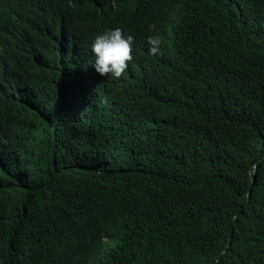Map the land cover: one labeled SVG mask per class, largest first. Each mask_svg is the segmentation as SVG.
Returning a JSON list of instances; mask_svg holds the SVG:
<instances>
[{
    "label": "trees",
    "instance_id": "obj_1",
    "mask_svg": "<svg viewBox=\"0 0 264 264\" xmlns=\"http://www.w3.org/2000/svg\"><path fill=\"white\" fill-rule=\"evenodd\" d=\"M0 264H264V0H0Z\"/></svg>",
    "mask_w": 264,
    "mask_h": 264
},
{
    "label": "clouds",
    "instance_id": "obj_2",
    "mask_svg": "<svg viewBox=\"0 0 264 264\" xmlns=\"http://www.w3.org/2000/svg\"><path fill=\"white\" fill-rule=\"evenodd\" d=\"M148 27L150 30H155L154 25ZM148 44L149 52L156 54L160 45L159 38H150ZM133 47V37L125 34L119 27L98 33L93 37L90 45L94 57L91 66L100 77L118 80L126 73L133 59Z\"/></svg>",
    "mask_w": 264,
    "mask_h": 264
}]
</instances>
